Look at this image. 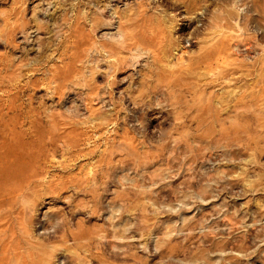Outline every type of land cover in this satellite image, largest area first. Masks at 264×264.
Returning a JSON list of instances; mask_svg holds the SVG:
<instances>
[{"label": "rangeland", "instance_id": "obj_1", "mask_svg": "<svg viewBox=\"0 0 264 264\" xmlns=\"http://www.w3.org/2000/svg\"><path fill=\"white\" fill-rule=\"evenodd\" d=\"M0 172V264H264V0H0Z\"/></svg>", "mask_w": 264, "mask_h": 264}, {"label": "bare ground", "instance_id": "obj_2", "mask_svg": "<svg viewBox=\"0 0 264 264\" xmlns=\"http://www.w3.org/2000/svg\"><path fill=\"white\" fill-rule=\"evenodd\" d=\"M243 37H244V36H243ZM181 46H182V45H181ZM182 53H184V51H183V50H182V51L180 50V54H182ZM179 57H180V56H179ZM0 173H1V172H0Z\"/></svg>", "mask_w": 264, "mask_h": 264}]
</instances>
